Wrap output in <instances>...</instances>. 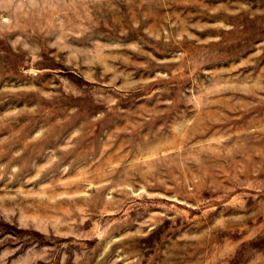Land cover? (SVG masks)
Here are the masks:
<instances>
[{"label":"rangeland","instance_id":"374dc122","mask_svg":"<svg viewBox=\"0 0 264 264\" xmlns=\"http://www.w3.org/2000/svg\"><path fill=\"white\" fill-rule=\"evenodd\" d=\"M0 264H264V0H0Z\"/></svg>","mask_w":264,"mask_h":264}]
</instances>
